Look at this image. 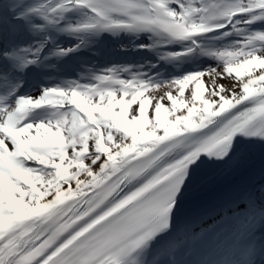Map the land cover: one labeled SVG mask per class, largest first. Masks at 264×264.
<instances>
[{"label": "snow or ice", "instance_id": "snow-or-ice-1", "mask_svg": "<svg viewBox=\"0 0 264 264\" xmlns=\"http://www.w3.org/2000/svg\"><path fill=\"white\" fill-rule=\"evenodd\" d=\"M107 37L156 61L29 94ZM0 264H264V0H0Z\"/></svg>", "mask_w": 264, "mask_h": 264}, {"label": "bare ground", "instance_id": "bare-ground-1", "mask_svg": "<svg viewBox=\"0 0 264 264\" xmlns=\"http://www.w3.org/2000/svg\"><path fill=\"white\" fill-rule=\"evenodd\" d=\"M29 94L35 97L39 94V92L38 90H33ZM244 178L239 175H228L226 171L220 174L219 176H217L216 183L213 186V190L205 197L206 199L207 198L209 199L206 200L204 198L205 200L203 199L204 202L203 204H201V212L203 213L202 220L206 219L212 213L214 214V216L220 215V217L224 214L222 218L219 219L221 221L227 218L234 219V217H232L233 216L232 211L226 213L229 210V208L226 206L224 202V198L221 195V193L227 191L229 188H231L234 185L242 183L245 180ZM256 179L258 180L259 177L257 176ZM217 193L218 195H215ZM200 221L201 220H198L197 223L194 225L197 231L199 229L198 223Z\"/></svg>", "mask_w": 264, "mask_h": 264}, {"label": "rangeland", "instance_id": "rangeland-1", "mask_svg": "<svg viewBox=\"0 0 264 264\" xmlns=\"http://www.w3.org/2000/svg\"><path fill=\"white\" fill-rule=\"evenodd\" d=\"M122 41V40H121ZM128 43L129 42H127V43H125V45H122V48L123 49H127L128 48ZM110 44H111V42H110ZM64 47H66V46H71V42L70 41H64L63 42V44H62ZM123 51H121V49L119 50V51H117V55H116V57H117V65L116 66H118L120 63H122V59H123ZM147 59L148 58H144V59H142V61L139 63V64H141V63H147L146 61H147ZM152 61H156V57H153V60ZM81 68L80 69H77V70H74L73 68L72 69H69V70H66V71H63V78L61 79V80H57V77H56V81L55 82H51L49 85H54V84H56V83H60V82H62L63 80H73V79H77V77H73V73L74 72H77L78 73V76L80 77L81 75H85V70H84V67L81 65L80 66ZM56 72L57 73H61L60 72V70H56Z\"/></svg>", "mask_w": 264, "mask_h": 264}]
</instances>
